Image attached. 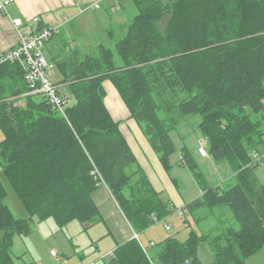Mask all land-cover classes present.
Segmentation results:
<instances>
[{
  "label": "trees",
  "instance_id": "trees-1",
  "mask_svg": "<svg viewBox=\"0 0 264 264\" xmlns=\"http://www.w3.org/2000/svg\"><path fill=\"white\" fill-rule=\"evenodd\" d=\"M138 14L114 48L100 45L74 63L64 60L72 102L62 116L40 94H29L19 62L0 63V161L29 217H15L0 180V264H17L16 235L53 218L102 221L94 200L97 168L135 231L174 209L139 164L107 104L111 81L168 173L176 144L171 134L193 115L216 162L227 160L236 183L206 186L188 149L180 163L203 194L185 209L229 207L232 219L182 241L169 235L153 257L133 237L108 264H247L264 248V183L253 164L264 153V0H133ZM44 27V25H40ZM27 93L26 104L8 98ZM175 181V180H174ZM204 182V184H203ZM184 212V211H183ZM199 218V217H198ZM200 220V218H199ZM210 249L204 262L200 244Z\"/></svg>",
  "mask_w": 264,
  "mask_h": 264
},
{
  "label": "rangeland",
  "instance_id": "rangeland-1",
  "mask_svg": "<svg viewBox=\"0 0 264 264\" xmlns=\"http://www.w3.org/2000/svg\"><path fill=\"white\" fill-rule=\"evenodd\" d=\"M137 14L138 10L134 5V11H131L130 9L125 13L124 23L129 25ZM109 23L110 29L114 33L115 38L109 39L101 36L100 38L94 39L95 41L99 39V43H102L107 47L114 48L115 42L125 34V29L117 24L112 25L114 21L112 22L109 20ZM55 69L56 68L52 69L51 66V70L55 71ZM52 79L53 82L56 81L55 74H53ZM62 91L66 93L64 88H62ZM66 94L70 96L69 92ZM122 104L126 108L124 103ZM200 120L201 117L199 115L190 116L178 130L171 134L172 139L176 144V152L171 158L172 163L174 164L175 161H179L181 159V153L186 147L193 155L198 165L199 172L203 174L206 186H220L222 189H228L236 183V180L233 177L234 170L231 164L227 160L216 162L209 153L208 146L206 147L207 156L204 157L200 155L199 146L201 140L204 138L198 126ZM0 132L4 136L1 129ZM185 172L187 175L184 174ZM170 174L173 177L175 172H171ZM256 174L260 183H264V162L257 168ZM0 180L8 191V195L4 202L11 208L15 217H29L21 199L17 195L11 183L8 181L1 161ZM106 184L107 187L103 188L109 192L108 194L117 204L123 218L131 225L109 190L107 181ZM99 189L100 188L98 187L95 193ZM177 189L184 198L185 203H189L196 199L200 191L203 190L199 181L189 168L185 169L183 171V175L180 176ZM161 198L165 201H172V193L168 188L161 192ZM101 207L102 210H100V212L102 219L103 215L106 216L111 214L112 209L105 210L103 206ZM231 220H233L232 211L227 206L217 207L214 210L201 208L197 210L195 215L186 209L183 212L178 211V209L174 207L169 215L163 217L161 220H156L144 231L134 230V234L137 233L139 235L141 243L148 250L149 254L155 257L156 253L159 251L157 244L163 242L169 235L185 241L189 237L191 231L202 234V232L209 231L211 228L222 226L224 223H228ZM114 221H116L115 218ZM32 228L33 231L28 237H20V242L15 248L17 255L21 256V259L23 260L27 259L28 262L33 260L35 264H108L111 259L110 255H105L104 253L106 243H101L103 237L108 231L107 224L103 220L92 226L89 223H81L75 220L68 223L66 226L60 227L53 218H50L44 222H35L32 225ZM152 243L155 245H152ZM22 244H24V246H22ZM24 247L27 250L26 254H24ZM99 247L101 249L100 251L98 249ZM52 249L56 251L57 256H53L51 254ZM200 250L204 251L203 255H201L203 256L205 262H208L211 259L212 254L210 251L207 252V250H210L207 244L201 243ZM59 259L61 262L58 261ZM247 264H264V248L257 255L250 258L247 261Z\"/></svg>",
  "mask_w": 264,
  "mask_h": 264
},
{
  "label": "crops",
  "instance_id": "crops-1",
  "mask_svg": "<svg viewBox=\"0 0 264 264\" xmlns=\"http://www.w3.org/2000/svg\"><path fill=\"white\" fill-rule=\"evenodd\" d=\"M96 2L100 3L99 9L86 8ZM134 5L133 0H17L10 4L5 12H0V56L18 43V33L13 25L14 19L21 18L26 24H31L33 18L39 17L41 25L60 26L58 32L46 43L44 54L52 69L56 68L55 71L51 70L52 76L53 74L56 75L55 82L60 85L61 91L64 88L65 92L68 93V84L61 83L63 80L62 69L65 67L62 64L64 60L74 63L84 60L90 54H94L97 48L102 45V43H99V39L95 41L94 38H100L101 36L109 39L115 38L114 33L110 29L109 20L114 21L112 25L117 24L125 29L126 33L132 22L129 25L124 23V15L130 9L134 11ZM105 87L107 90L106 104L113 118L120 123L123 135L153 186L160 192L168 188L172 193L174 206L178 211H184L188 203H185L184 198L178 192L177 186L180 176L183 175V171L187 168L180 163V160L175 161L174 164L172 163L173 169L171 172H175L172 177L163 167L139 123L131 117L129 109L112 82L105 81ZM62 93L68 95L63 91ZM26 96L27 93H24L8 99L17 98L20 103L25 102L26 104ZM3 138L4 136L0 132V141ZM108 193L107 190L100 187L93 197L100 210H102L101 206L105 210L112 209L110 215H103V221L107 224L108 231L101 241V243H106L105 255H110V258H112L118 244L134 237V228L123 218L117 204ZM202 194L203 190L200 191L196 198ZM114 218L116 221H114ZM19 242L20 236L16 235L13 247V256L16 263L35 264L33 260L28 262L27 259L23 260L21 256L17 255L15 248ZM98 249L99 251L101 250L100 247ZM209 251L207 250V252ZM26 253L27 250L25 248L24 254ZM203 253L204 251H201L202 255ZM202 255V260L205 262ZM58 261L61 262L60 259Z\"/></svg>",
  "mask_w": 264,
  "mask_h": 264
},
{
  "label": "built area",
  "instance_id": "built-area-1",
  "mask_svg": "<svg viewBox=\"0 0 264 264\" xmlns=\"http://www.w3.org/2000/svg\"><path fill=\"white\" fill-rule=\"evenodd\" d=\"M15 1L17 0H0V12H5L8 6ZM86 8L99 9L100 3L96 2ZM13 25L18 33V43L12 49L1 54L0 63L19 62L25 70V80L30 89L29 94L42 95L54 109L62 116H66V108L72 102V98L64 95L60 85L53 82L51 65L44 54L46 43L58 32L60 26L40 27L41 19L39 17L33 18L31 24H26L23 19L16 18L13 20ZM12 101L15 106L25 105V102L20 103L17 98ZM207 145V139L203 138L199 146V152L203 156H207ZM252 160L253 164L263 163L264 153L254 152ZM93 175L96 176L97 187H107L104 177L97 168L93 171ZM134 237L139 238V235L135 233ZM51 254L56 256L57 253L53 250Z\"/></svg>",
  "mask_w": 264,
  "mask_h": 264
}]
</instances>
